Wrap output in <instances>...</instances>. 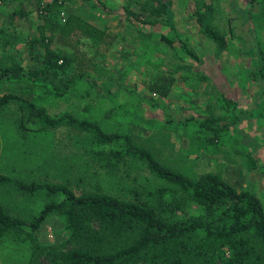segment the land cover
<instances>
[{
  "label": "rangeland",
  "instance_id": "obj_1",
  "mask_svg": "<svg viewBox=\"0 0 264 264\" xmlns=\"http://www.w3.org/2000/svg\"><path fill=\"white\" fill-rule=\"evenodd\" d=\"M145 1L157 6L155 0L69 1L67 9L107 32L111 45L100 55L81 34L73 37L74 47L53 42L52 48L83 58L86 70L63 96H37L35 103L49 115L68 112L98 122L106 132L126 133L160 163L190 178L215 172L254 194L264 211V0H163L165 13L151 16L157 19L152 24L125 19L124 7L141 13ZM206 6L212 8L208 25L224 37L221 51L196 22ZM20 10L25 16H18ZM60 10L65 16L66 10ZM40 25L34 0H0V66L9 59L26 71L34 65L27 43ZM161 74L174 79L165 96L151 92L146 83ZM6 92L17 93V83L0 86V95ZM222 96L233 106L225 108ZM206 116L221 117L213 142L208 141L211 132L198 128ZM37 127L26 122L16 103L2 106L0 174L25 183L65 184L75 193L100 190L126 200L156 197L164 184L139 160L112 157L106 149L101 154L84 131ZM52 199L42 190L22 193L11 184L0 188L4 210L25 220ZM35 235L40 244L63 241V218L46 216ZM27 258V245L17 242L13 231L0 238V264H26Z\"/></svg>",
  "mask_w": 264,
  "mask_h": 264
},
{
  "label": "trees",
  "instance_id": "obj_2",
  "mask_svg": "<svg viewBox=\"0 0 264 264\" xmlns=\"http://www.w3.org/2000/svg\"><path fill=\"white\" fill-rule=\"evenodd\" d=\"M69 1L51 0L45 13L39 14L38 33L27 43L34 65L26 71L9 59L0 66V86L16 82L18 90L0 95V109L14 102L24 112L26 122L37 128L65 125L84 131L93 146L101 147V154L139 160L164 184L157 187L156 197L126 200L100 190L75 193L65 184L25 183L0 174V188L11 184L22 193L42 190L53 197L29 220L8 214L0 203V238L13 231L15 240L25 243L26 264H264V211L254 194L237 189L215 172L190 178L160 163L126 133L106 132L98 122L68 112L49 115L35 103L37 96H63L86 70L83 58L52 48L53 42L74 47L73 37L81 34L91 39L100 55L111 45L112 37L107 32L67 9ZM155 1V7L145 1L141 13L124 7L125 19L152 24L157 19L151 16L162 15L167 6L163 0ZM61 8L67 9L63 22L56 18ZM205 8L196 22L221 51L224 37L208 25L212 8ZM18 16H25V12L20 10ZM185 52L191 55L186 48ZM154 79L146 82L151 92L167 95L173 77L161 74ZM221 100L225 108L233 106L232 100L224 96ZM220 120V116H206L198 122L200 130L212 133L209 142L219 136ZM52 213L63 218L67 236L58 243L40 244L36 231Z\"/></svg>",
  "mask_w": 264,
  "mask_h": 264
},
{
  "label": "built area",
  "instance_id": "obj_3",
  "mask_svg": "<svg viewBox=\"0 0 264 264\" xmlns=\"http://www.w3.org/2000/svg\"><path fill=\"white\" fill-rule=\"evenodd\" d=\"M51 0H34L36 10L39 14H44L45 13V6L49 4ZM58 16L61 18V22L64 21V12L62 10L59 11Z\"/></svg>",
  "mask_w": 264,
  "mask_h": 264
}]
</instances>
